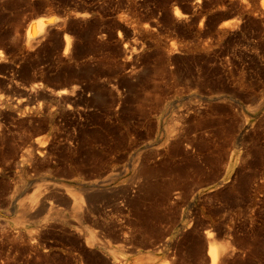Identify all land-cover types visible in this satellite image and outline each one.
I'll return each mask as SVG.
<instances>
[{
  "label": "rangeland",
  "instance_id": "1",
  "mask_svg": "<svg viewBox=\"0 0 264 264\" xmlns=\"http://www.w3.org/2000/svg\"><path fill=\"white\" fill-rule=\"evenodd\" d=\"M209 232L264 264V0H0V264H209Z\"/></svg>",
  "mask_w": 264,
  "mask_h": 264
},
{
  "label": "bare ground",
  "instance_id": "2",
  "mask_svg": "<svg viewBox=\"0 0 264 264\" xmlns=\"http://www.w3.org/2000/svg\"><path fill=\"white\" fill-rule=\"evenodd\" d=\"M37 22V21H36ZM43 22L44 21H40L39 23H38V30L37 31H39V32H41V28H42V25H43ZM47 22V21H46ZM45 23V22H44ZM34 24V23H33ZM31 25L30 26V28H29V30H28V33H27V39L28 38H32L34 35H36L35 34V27H34V25ZM37 24V23H36ZM35 24V25H36ZM45 25H46V23H45ZM44 27V26H43ZM36 28V29H37ZM44 29V28H43ZM42 29V30H43ZM36 31V33H39V32H37ZM69 41H68V39L66 40V49L69 47ZM34 88V87H33ZM35 89V88H34ZM58 94L59 95H61V94H63V91H61V92H58ZM63 97V96H62ZM16 104V103H15ZM3 106V105H2ZM18 115V114H17ZM6 126V125H5ZM14 135V134H13ZM10 136V135H9ZM27 157V156H26ZM140 174V173H139ZM138 176V175H137ZM139 177V176H138ZM141 178V177H140ZM140 178H139V180L138 181H140ZM133 179H135V178H133ZM132 181H134V180H132ZM137 181V180H136ZM136 181H135V183H136ZM137 181V182H138ZM141 182V181H140ZM139 182V183H140ZM143 182V181H142ZM138 185V184H137ZM139 185H141V184H139ZM136 188V187H135ZM84 190V189H83ZM67 193V192H66ZM70 193V192H69ZM80 195V194H79ZM80 197V196H79ZM75 203V202H74ZM79 204H80V207H84V205H83V203H82V201L80 200V202H79ZM90 206V205H89ZM85 208V207H84ZM83 208V209H84ZM86 210H88V207H86ZM84 211V210H83ZM89 211V210H88ZM44 214V213H43ZM88 215V214H87ZM91 215H93V214H91ZM32 216V215H31ZM98 226V225H97ZM103 229V228H102ZM96 230V229H95ZM99 230V229H98ZM51 231V230H50ZM36 232V231H35ZM78 232V231H77ZM79 233V232H78ZM98 233H99V231H98ZM102 233H103V231H102ZM102 233H99L100 235L102 234ZM44 234V233H43ZM80 234H82V233H80ZM100 235H98L100 238H103L104 239V237H101ZM32 236V235H31ZM37 236V235H36ZM206 236L208 237V239H209V241H208V255H209V257H210V263L209 264H219L220 263V259H221V256L228 250V249H230V247L228 248V244H224V243H216L215 241H214V239H213V241L212 240H210V236H211V232H209V233H207L206 234ZM40 237V236H39ZM46 237V236H45ZM87 237V236H86ZM127 238V237H126ZM40 239V238H39ZM85 240V239H84ZM93 238L91 237V236H89V238H88V243H91L92 244V242H93ZM124 240V239H123ZM34 242V241H33ZM35 242H37V241H35ZM86 243V242H85ZM19 244V243H18ZM43 244V243H42ZM35 245V244H34ZM41 245V244H40ZM20 247V246H19ZM85 247V246H84ZM36 248V247H35ZM90 248V247H89ZM17 249V248H16ZM40 249V248H39ZM48 249V248H47ZM80 249V248H79ZM86 249V248H85ZM93 250V249H92ZM91 250V251H92ZM83 251V250H82ZM96 251H97V249H96ZM77 252V251H76ZM98 252H99V250H98ZM21 253V252H20ZM98 254V253H97ZM101 254V253H100ZM104 254V253H103ZM36 255V254H35ZM94 255V254H93ZM108 255V254H107ZM104 258H106V256L104 257ZM107 259V258H106ZM109 259V258H108ZM37 261V260H36ZM109 261H110V259H109ZM165 263H167V262H165ZM164 263V264H165Z\"/></svg>",
  "mask_w": 264,
  "mask_h": 264
},
{
  "label": "snow or ice",
  "instance_id": "3",
  "mask_svg": "<svg viewBox=\"0 0 264 264\" xmlns=\"http://www.w3.org/2000/svg\"><path fill=\"white\" fill-rule=\"evenodd\" d=\"M179 15V13H177Z\"/></svg>",
  "mask_w": 264,
  "mask_h": 264
}]
</instances>
